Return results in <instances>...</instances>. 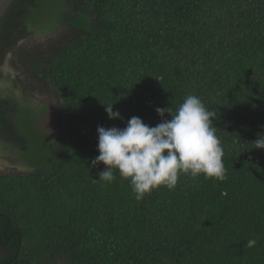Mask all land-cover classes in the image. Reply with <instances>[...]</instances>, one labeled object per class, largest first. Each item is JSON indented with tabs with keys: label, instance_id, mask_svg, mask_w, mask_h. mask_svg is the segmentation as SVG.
Segmentation results:
<instances>
[{
	"label": "trees",
	"instance_id": "obj_1",
	"mask_svg": "<svg viewBox=\"0 0 264 264\" xmlns=\"http://www.w3.org/2000/svg\"><path fill=\"white\" fill-rule=\"evenodd\" d=\"M7 55L0 133L32 169L0 173V264H264V0H12ZM189 94L214 113L225 180L181 174L138 201L115 169L98 179L97 126H155Z\"/></svg>",
	"mask_w": 264,
	"mask_h": 264
},
{
	"label": "clouds",
	"instance_id": "obj_2",
	"mask_svg": "<svg viewBox=\"0 0 264 264\" xmlns=\"http://www.w3.org/2000/svg\"><path fill=\"white\" fill-rule=\"evenodd\" d=\"M112 105H105L108 118L122 119ZM155 111L162 118L155 126L137 116L128 119L123 128L97 126L99 154L91 160V166H105L98 179L114 181L115 169L129 182L138 201L157 187L175 188L181 174L226 179L223 146L210 119L214 113L199 96L186 95L175 110L157 107ZM165 113L171 118L164 119ZM254 143L255 148L264 149V134H258ZM256 243V239H250L247 247Z\"/></svg>",
	"mask_w": 264,
	"mask_h": 264
},
{
	"label": "rangeland",
	"instance_id": "obj_3",
	"mask_svg": "<svg viewBox=\"0 0 264 264\" xmlns=\"http://www.w3.org/2000/svg\"><path fill=\"white\" fill-rule=\"evenodd\" d=\"M11 57V56H10ZM0 71L3 75H7L10 79L16 78L18 73L11 64H9V56H6L3 63L0 65ZM6 81L0 78V88L2 89V94H6V91H3V88L6 86ZM18 89H14L16 95H22L23 92ZM36 105L39 107L43 104L49 105V110L43 113L38 120V125L41 131L46 132L49 136H53L56 130V122L54 119V112L56 110L54 96L50 93H40L35 95ZM10 145V146H9ZM32 169L31 165H28L26 161L19 158L16 147L0 133V173H24Z\"/></svg>",
	"mask_w": 264,
	"mask_h": 264
},
{
	"label": "water",
	"instance_id": "obj_4",
	"mask_svg": "<svg viewBox=\"0 0 264 264\" xmlns=\"http://www.w3.org/2000/svg\"><path fill=\"white\" fill-rule=\"evenodd\" d=\"M12 0H0V17L4 14L7 6Z\"/></svg>",
	"mask_w": 264,
	"mask_h": 264
}]
</instances>
